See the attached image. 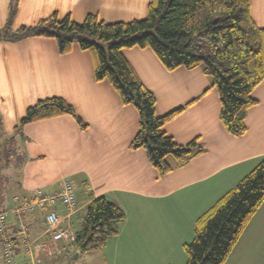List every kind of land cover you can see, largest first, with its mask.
<instances>
[{
  "label": "crops",
  "instance_id": "crops-1",
  "mask_svg": "<svg viewBox=\"0 0 264 264\" xmlns=\"http://www.w3.org/2000/svg\"><path fill=\"white\" fill-rule=\"evenodd\" d=\"M152 1L19 0L9 29L33 26L52 15L75 23L88 15L105 24L140 21ZM10 4L0 0V31L6 28ZM249 13L256 27L264 29V0H250ZM122 55L154 94L158 116L181 108L164 124L166 135L177 145H196L197 155L163 177L144 150L129 147L138 132L137 112L120 102L108 82L94 80L91 52L74 46L59 55L50 38L0 40L11 106L5 117L17 132L28 170L25 181L15 183L18 189L2 196L1 210L13 196L36 189L54 193L69 179L78 208L65 221L75 232L95 198L104 197L124 213L118 233L102 249L83 256L68 249L34 264H185L183 246L192 242L196 220L264 160V80L251 94L255 104L246 111L245 134L234 137L220 124L217 91L201 68L167 71L150 49H124ZM52 97L69 104L84 128L69 115L19 126L28 107ZM58 213L65 211L59 208ZM44 214L30 217L31 240L42 237ZM23 259L30 264L28 257ZM224 264H264V201Z\"/></svg>",
  "mask_w": 264,
  "mask_h": 264
},
{
  "label": "trees",
  "instance_id": "trees-1",
  "mask_svg": "<svg viewBox=\"0 0 264 264\" xmlns=\"http://www.w3.org/2000/svg\"><path fill=\"white\" fill-rule=\"evenodd\" d=\"M18 1L11 0L0 40L16 43L30 37L50 38L59 55L69 54L74 46L91 52L94 80L108 82L120 102L137 112L138 132L129 147L144 150L160 177L197 155L196 145L180 146L166 135L164 124L181 108L158 116L154 94L141 83L122 50L150 49L167 71L201 68L217 91L224 130L234 137L245 134L246 111L255 104L251 94L264 80V29L257 28L250 17V0H153L140 21L105 24L88 15L82 23H75L52 15L12 31L9 26ZM61 115L73 117L84 128L73 108L57 97L28 107L19 126ZM263 201L264 160L196 220L194 238L183 246L185 264H224ZM123 220L117 205L104 197L95 198L86 207L69 249L81 256L102 249Z\"/></svg>",
  "mask_w": 264,
  "mask_h": 264
},
{
  "label": "built area",
  "instance_id": "built-area-1",
  "mask_svg": "<svg viewBox=\"0 0 264 264\" xmlns=\"http://www.w3.org/2000/svg\"><path fill=\"white\" fill-rule=\"evenodd\" d=\"M77 206L74 185L69 179H64L54 193L36 189L25 196H13L10 204L0 212L3 263L28 264L23 259L28 257L30 264H34L68 250L75 240V231L65 219L77 211ZM59 208L65 211L63 216L58 213ZM37 212L45 213L44 231L41 238L31 240L28 218ZM35 252H38L37 257Z\"/></svg>",
  "mask_w": 264,
  "mask_h": 264
},
{
  "label": "rangeland",
  "instance_id": "rangeland-1",
  "mask_svg": "<svg viewBox=\"0 0 264 264\" xmlns=\"http://www.w3.org/2000/svg\"><path fill=\"white\" fill-rule=\"evenodd\" d=\"M1 66L0 61V196H7V194L18 189L15 186L16 182L25 181L24 177L28 175V170L22 165L24 155L18 146L17 132L12 128V121L5 117V114H11V106L8 100L10 91L5 72ZM70 251L72 252L74 249L71 247ZM64 259L62 257V261ZM0 264H4L1 258V245Z\"/></svg>",
  "mask_w": 264,
  "mask_h": 264
}]
</instances>
